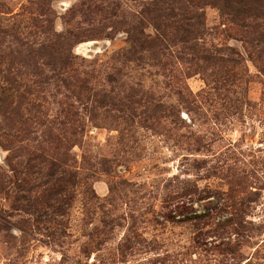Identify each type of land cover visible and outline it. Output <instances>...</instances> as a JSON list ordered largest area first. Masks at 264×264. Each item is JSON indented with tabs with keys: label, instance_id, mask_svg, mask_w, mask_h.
<instances>
[{
	"label": "rangeland",
	"instance_id": "obj_1",
	"mask_svg": "<svg viewBox=\"0 0 264 264\" xmlns=\"http://www.w3.org/2000/svg\"><path fill=\"white\" fill-rule=\"evenodd\" d=\"M189 9L215 58L155 13ZM230 26L210 0H0V264H264V63Z\"/></svg>",
	"mask_w": 264,
	"mask_h": 264
},
{
	"label": "trees",
	"instance_id": "obj_2",
	"mask_svg": "<svg viewBox=\"0 0 264 264\" xmlns=\"http://www.w3.org/2000/svg\"><path fill=\"white\" fill-rule=\"evenodd\" d=\"M189 4L192 0H187ZM201 1V0H200ZM203 2H208L209 0H202ZM212 4L219 10V13L222 18H225L228 21L231 30H236L240 38L250 47L252 53L256 57V60L263 65V53L261 46H264V0H210ZM201 5H205L204 3ZM188 8V7H187ZM183 11V10H181ZM185 12L181 14H175L174 10H170L169 14H164L162 10H155V13L158 17L166 18H176L177 21L172 22L174 29V36H177L179 31L181 32V37L185 43L193 44L189 45L188 49L190 54L197 56L198 58L209 60L215 58L211 53H207L199 45L197 40V29L199 26H203L204 14L195 13L193 10H184ZM197 18L199 20V26L193 23V19ZM142 33V31H141ZM137 31L132 35V51L129 53H135V49H149L155 47L154 41L158 38H136ZM201 46L197 48V46ZM221 63H233L232 60L223 59L219 57ZM264 69V67H263Z\"/></svg>",
	"mask_w": 264,
	"mask_h": 264
}]
</instances>
